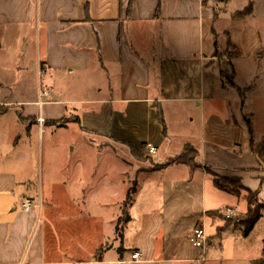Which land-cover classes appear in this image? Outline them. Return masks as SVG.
Listing matches in <instances>:
<instances>
[{"label":"crops","instance_id":"crops-1","mask_svg":"<svg viewBox=\"0 0 264 264\" xmlns=\"http://www.w3.org/2000/svg\"><path fill=\"white\" fill-rule=\"evenodd\" d=\"M128 2L0 0V116L19 117L13 137L0 120V264H197L194 227L207 248L211 232L242 236L217 215L241 210L240 189L216 188L215 176L238 179L263 202L264 160L249 126L260 142L250 110L264 79V0H134L127 17ZM40 47L43 60L27 61L23 52ZM42 75L52 86L45 101ZM34 127L42 139L45 127L71 134L64 170L36 177L26 151L15 166L2 155ZM147 144L148 158L130 149ZM186 146L195 167L165 165ZM90 149L110 167L91 168Z\"/></svg>","mask_w":264,"mask_h":264},{"label":"rangeland","instance_id":"rangeland-1","mask_svg":"<svg viewBox=\"0 0 264 264\" xmlns=\"http://www.w3.org/2000/svg\"><path fill=\"white\" fill-rule=\"evenodd\" d=\"M43 47L36 52V50L29 48L23 54L26 57V60H32L35 64H39V60H43ZM75 79V78H74ZM259 82V80H258ZM35 84L38 88L41 85V91H47L51 89L52 86L47 82V76L42 75L39 78V81L36 78ZM12 88L9 89L12 92ZM53 93V92H52ZM71 93V92H70ZM94 91H87L85 94H91ZM254 99L251 102V121L253 123L252 129L254 135L256 137H260L264 134V79L259 82L257 87V91L254 94ZM46 96H41V101H45ZM39 107V104H38ZM72 111V110H71ZM39 113V112H38ZM38 115V114H37ZM37 117V116H36ZM18 116L15 112H10L7 115L0 116V120H5V122H9L10 129L9 134L13 137L14 134V122L18 120ZM68 118L67 120H70ZM44 139L38 138L37 128L34 127L30 132H22L21 135L16 139V143H11V146L5 144L2 150V155H6L9 153L11 155L12 166L17 164L18 153L22 151H26L30 157L28 158L27 166L31 168L32 174L34 176L45 174V171L51 168H62L64 170L65 166H67L68 156L70 153V148L75 144L69 143V138L71 134L64 133L63 131H58L55 135L52 136L51 131L48 127L44 128ZM16 134V133H15ZM261 141V140H260ZM77 145V149L75 150V154L79 151V144ZM94 150L90 149L89 154L92 156V160L96 159V154L93 155ZM264 160V158H263ZM95 165H92L91 168L103 169L104 166L107 168L110 167V163L104 162V159H101L100 162L94 161ZM57 174V172H56ZM66 175V174H65ZM58 176V174H57ZM132 188L131 185L128 187H124V203L122 207L123 216L125 215V210L127 208V204L130 203L131 197L128 196L129 190ZM227 188L229 190H239V187L235 184L234 186L228 185ZM119 189H117L118 192ZM240 193L235 197V203H237L238 207L241 208L238 211L234 209V214L232 218H227L225 216V211H219L217 215L219 219L222 221L223 228L233 227L234 229H241L240 222L245 219V212L247 210V192L244 190H239ZM101 200H109L108 192L100 191ZM257 204L255 205V209L261 216H264V199L263 202L257 199ZM223 212V214H222ZM124 221L126 218L124 217ZM264 219L260 221L255 230L251 232L247 237H242L239 235L237 239H234L232 233L225 232L222 236V239L218 238L219 235L217 232H211V239L209 241L210 246L207 248V242L205 241V251H199L198 249H194L197 251L198 260L197 264H264V253H262L261 244L263 243L264 238ZM92 228L104 229L107 228V225H96L92 223ZM263 235V236H262ZM190 244V243H189ZM192 247V245H190ZM258 259V260H257ZM253 260L252 262H249ZM256 260V261H254Z\"/></svg>","mask_w":264,"mask_h":264},{"label":"trees","instance_id":"trees-1","mask_svg":"<svg viewBox=\"0 0 264 264\" xmlns=\"http://www.w3.org/2000/svg\"><path fill=\"white\" fill-rule=\"evenodd\" d=\"M133 3H134V0H129L128 7H127V17H130V15H131V9H132ZM249 11H251V6H249L247 9H245L242 12L236 13L235 16L236 17H242V16L246 15L247 13H249ZM215 53H217V50ZM64 121H68V120L64 119ZM248 126H249V124H248ZM162 132H163V134L165 133L164 125H162ZM249 132H250V136H251V141H250L251 149L254 152H256L260 156L261 159H263L264 158V136L260 142L254 143L250 126H249ZM143 148L140 150H137L133 146H130V149L132 150L133 154L136 157H138L140 159L150 157V153L148 152V150L146 149L147 152H145L143 150ZM195 157H196V150H194L191 146H186L181 155L177 156L173 160L168 161L165 165L170 164V163H174V162H178V163L186 164L189 167H195L196 166ZM165 165L156 166L155 168L157 169L160 167H164ZM213 184L216 188H218L222 191H227V192H233L234 191V189L229 190L227 188V184L228 185L230 184L232 186H234L236 184L239 187V189H242V190L247 192V198H246L247 210L245 212V219L240 222L242 236L247 237L251 233L255 224L258 222V220L261 217L260 213H258L255 209V205L257 204L256 202L258 199V191L252 192V191L240 186V182L238 179H227V178H220V177L215 176V178L213 180ZM131 193H132V189L129 190L128 196H131ZM262 253H264V238H263Z\"/></svg>","mask_w":264,"mask_h":264},{"label":"built area","instance_id":"built-area-1","mask_svg":"<svg viewBox=\"0 0 264 264\" xmlns=\"http://www.w3.org/2000/svg\"><path fill=\"white\" fill-rule=\"evenodd\" d=\"M40 95L47 97V96H49V92L48 91H43V92L41 91ZM37 122H38L39 125H42L44 123V120L42 118H37ZM146 149L148 150L150 155L155 152V148H154V146L152 144H147L146 145ZM23 207H24L25 210H27V209H29L31 207V204L27 203ZM224 213H225V216L227 218L234 217V216H232L234 214V209L233 208H227ZM205 241H206V238H205V234H204L203 228L194 227L192 229L191 236L189 238L190 244L195 249L204 251V249H205ZM131 260L140 261V260H142V256H141V254L139 252H133L131 254Z\"/></svg>","mask_w":264,"mask_h":264}]
</instances>
